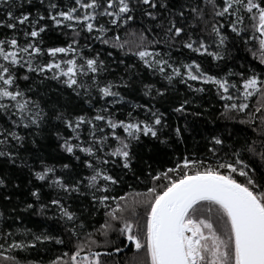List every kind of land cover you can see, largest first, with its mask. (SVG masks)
<instances>
[{
  "label": "snow or ice",
  "instance_id": "1",
  "mask_svg": "<svg viewBox=\"0 0 264 264\" xmlns=\"http://www.w3.org/2000/svg\"><path fill=\"white\" fill-rule=\"evenodd\" d=\"M36 3L43 11L33 14L25 4L35 7L34 0H0V162L27 169L40 182L30 191L39 213L52 212L49 218L62 222L73 247L49 264H109L125 248L134 249L125 264H264V71L214 74L193 58H210L219 68L230 55V32L245 45H258L264 65V0ZM138 19L140 28L134 27ZM50 28L68 38L65 46L45 44ZM81 36L89 42L81 44ZM96 42L116 50L118 57L105 53L116 67L93 48ZM185 51L192 55L182 59ZM52 82L59 87L51 91L64 103L45 90ZM177 84L194 94L214 89L221 116L246 117L239 122L256 125L259 139L227 144L222 135L210 134L203 156L184 155L163 170L144 161L141 182L150 186L120 195V173L136 175L135 149L145 139L164 146L173 136L183 142L187 123L173 128L168 111L161 110ZM122 90L146 98L123 118L113 111L125 102ZM253 97L258 99L251 112ZM73 99L89 111L70 107ZM193 103L185 97L169 107L186 116ZM46 130L65 154L67 162L59 167L42 154ZM8 182L0 174V189ZM44 187L55 193L47 203L41 202ZM80 197L89 198L84 210L70 203ZM34 207L28 203L21 210ZM100 209L104 223L95 228L87 218ZM46 241L66 243L63 236L0 228V260L21 264L14 250Z\"/></svg>",
  "mask_w": 264,
  "mask_h": 264
},
{
  "label": "trees",
  "instance_id": "2",
  "mask_svg": "<svg viewBox=\"0 0 264 264\" xmlns=\"http://www.w3.org/2000/svg\"><path fill=\"white\" fill-rule=\"evenodd\" d=\"M134 27H141L139 19ZM121 33L123 36V31H121ZM228 35L230 55L226 58V61L221 62L219 68L215 66V63L212 62L210 58L204 59L195 56H193V58L201 59L204 67L210 68L211 72L214 74L219 73L223 75L229 69L237 73L244 72L245 74H250V71H264V65H261L259 61L260 54L257 51L258 45L254 43L245 45L240 38L234 37V34L229 32ZM233 39H235V47L232 43ZM254 52L255 55L253 54ZM189 55L192 54L185 51L181 58L183 59ZM233 79H238V77H234ZM214 92L215 90L212 89L206 93L194 94L189 92L186 86L177 84L169 93V100L161 109L168 111L169 123L173 128L177 125L183 127L184 124L187 123L188 131L184 133L183 142L176 141L173 136L168 146L159 145L158 154L160 170L174 166L177 158H181L184 155H205V146H211L208 144L210 134L222 135L227 144L242 143L246 139L249 141L252 139H259L258 129L256 132L253 131L256 125L241 124L239 122L240 119H246V117L237 115L232 120H225L224 117L221 116V102L218 101ZM185 97L190 99L194 98V103L189 107L188 114L186 116H181L180 114L172 113L169 105L177 106L178 101ZM257 99L258 97H253L252 100L249 101V111H255ZM196 105H199V107H196ZM205 109H207V111H205ZM193 111L200 112L201 115H192L191 113ZM259 116L260 114L256 113L257 123H259ZM26 205V203H23V205L18 207L14 212L13 216L16 225L13 232L22 233L25 230H31L32 234L39 235L47 234V231H49L51 236H63L66 243L60 245V249L57 251L56 249L58 247L53 242L46 241L43 244L37 243L34 249L23 251L14 250L12 255L16 256L21 264H49V261L55 259L56 256L62 255L63 252L70 251L73 245L67 243V234L64 232L62 222L49 218L52 215L46 213L40 214L39 210L33 211L29 209L27 211H22L21 209H24ZM97 238L103 239L102 237ZM113 239L115 240V236H113ZM103 250L104 249H101V251ZM133 254L134 249L130 250L129 248H125L119 254L114 253L113 257L109 258V264H125ZM0 264H4V262L0 260Z\"/></svg>",
  "mask_w": 264,
  "mask_h": 264
},
{
  "label": "rangeland",
  "instance_id": "3",
  "mask_svg": "<svg viewBox=\"0 0 264 264\" xmlns=\"http://www.w3.org/2000/svg\"><path fill=\"white\" fill-rule=\"evenodd\" d=\"M63 3L64 0H61ZM35 7L31 5L25 4V10L32 11L33 14H35L37 9H40L43 11V8L36 3V0H34ZM50 24V22H49ZM3 33V30H0V34ZM122 35V33H121ZM70 36V34H69ZM43 38L45 40V44L48 46H65L68 42V38L65 37L63 34H61L58 30L51 29L43 34ZM81 44L87 43L89 41H86L83 36L80 38ZM93 48L99 52L102 53L103 58L107 59L108 62L111 64L112 67H116L115 64L112 63L110 58H107L105 53L106 50H111L113 52L114 57H118L119 54L116 52L115 49H106V46L99 44L98 42L94 43ZM118 72L123 71V66H120L119 69H117ZM109 79H113V76H109ZM159 86V85H158ZM59 87L56 85L55 82H52L50 87L48 89H45L46 91L50 92V95L53 100H59L61 103H64V97L60 95L59 92L51 91L52 89H56ZM68 92H64V96H68ZM122 95L125 96V102L123 104H116L113 106V111L117 113L121 118H123L124 115H126L127 111L130 110L131 106L135 103H143L146 98H143L142 95L138 92L130 93L122 90ZM47 99V97H45ZM103 102L96 103V106L99 107L100 104ZM70 107L76 108L77 110L83 109L84 111H89V106L84 104L83 101L75 100L73 99L71 102ZM159 107V106H158ZM162 110V109H161ZM169 131V130H166ZM43 148H42V154L43 156L48 160L49 163L56 164L57 167H59L60 163L67 162L66 160H63V154L60 152V150L57 147V141L54 135H48L47 130L45 134V139L42 141ZM159 143L155 141H148L145 139V142L143 145L138 146L135 151L138 155V163L134 164V167L136 168V175H133L130 172L127 173H120L123 176V183L118 189V193L120 195H124L129 192H143L146 191L147 187L150 186L146 182H141L143 180V176L141 175L142 170L146 169V165L144 164V161H147L152 165L153 170H160L159 169V154H158V147ZM151 149V151H149ZM117 171H119L117 169ZM0 174H6L9 177L8 187L6 189H0V228H3L5 230L14 231L16 223L14 222V212L13 209H17L23 203H33L35 207L31 210L37 211L39 210V203L35 201V198L31 197L30 191L33 190L34 186L39 187L40 182L32 180V177L30 176L27 169H15L12 166L5 165L2 162H0ZM137 176H141V179L138 180ZM32 180V183H29V181ZM16 185H19V187H16ZM43 192V199L41 202L47 203L49 199L55 195V193L48 189L47 187H44L42 189ZM9 196L10 199L6 200L4 197ZM70 203L73 204L74 208H78L81 210H84L87 208L89 203L88 197H80L79 199L74 198ZM104 210L100 209L98 212H96L94 215L88 216V223L95 228L100 227L101 224L104 223ZM48 215H53L52 212H46ZM92 228H89L88 231H92ZM47 235H51L49 231H47ZM55 243L54 241H50ZM57 245V250H59L60 245ZM4 255H8L7 252L4 253Z\"/></svg>",
  "mask_w": 264,
  "mask_h": 264
}]
</instances>
